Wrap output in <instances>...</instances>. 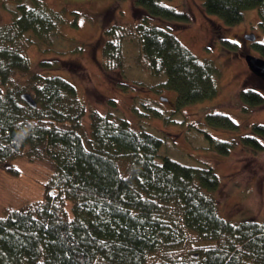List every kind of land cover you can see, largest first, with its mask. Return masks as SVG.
<instances>
[{"label":"trees","instance_id":"trees-1","mask_svg":"<svg viewBox=\"0 0 264 264\" xmlns=\"http://www.w3.org/2000/svg\"><path fill=\"white\" fill-rule=\"evenodd\" d=\"M164 1L132 0L135 22L104 31L102 56L121 66L122 38L134 37L138 64L163 78L158 91H175L178 107L214 98L218 68L180 43L174 28L190 23V16ZM28 2L20 1L11 21L0 25V168L16 176L13 161L46 159L53 174L40 200L0 217V264H264V221L231 222L219 215L213 168L161 156V138L133 126L136 120L124 117L113 99L105 112L88 115L89 130L83 132L86 107L76 87L59 74L62 57L33 66L24 54L31 44L45 45L40 52L47 53L53 38L68 41L60 31L65 10ZM201 2L226 26L241 24L243 12L256 9L263 40L242 39L264 60V0ZM115 30L121 31L117 39ZM70 52L79 54L81 48ZM22 93L31 95L35 108L24 103ZM238 98L245 111L264 105V95L247 86ZM165 103L170 102L165 98ZM129 107L140 117L173 121L151 105ZM219 113H207V124L238 127ZM239 140L261 152L264 125L253 124ZM232 143L216 141L214 149L227 154Z\"/></svg>","mask_w":264,"mask_h":264},{"label":"rangeland","instance_id":"rangeland-1","mask_svg":"<svg viewBox=\"0 0 264 264\" xmlns=\"http://www.w3.org/2000/svg\"><path fill=\"white\" fill-rule=\"evenodd\" d=\"M20 1L0 0V25L11 21ZM23 1L29 4L30 0ZM38 1L53 11L61 13L65 10V25L60 26V31L69 39L53 38L52 52L47 53L40 52L45 45L34 42L36 45L31 44L24 54L33 66L43 58L50 59L57 54L62 57L64 70L59 74L76 87L86 107V116L81 120L85 134L89 130L88 115L92 111L105 112L107 102L113 99L124 117L136 120L133 126L161 138V156L186 166L213 168L219 185L212 196L222 218L231 222L249 218L264 221V149L252 152L244 148L239 140L253 124L264 125V105L245 111V105L238 98L243 86L258 89L264 95V82L251 75L244 60L246 54L256 55L254 44L248 45L242 39L245 34L252 33L257 40H263L256 9L245 10L241 24L226 26L218 17L205 12L201 0L164 1V5L176 6L177 10L183 9L190 16V23L174 28V35L180 43L197 58L209 60L218 68L214 98L178 107L173 103L175 91H158L160 86L157 84L163 78L151 76L144 62L138 64V47L134 37L122 38L121 66L108 64L102 56V46L107 40L104 31L113 27L122 30L121 26L129 27L135 22L132 0ZM73 21L76 26L72 25ZM115 31L113 39H117L121 32ZM78 46L81 48L79 54L70 52V48L73 50ZM162 97L170 103H165ZM132 103L137 108H141V104L151 105L166 119L170 116L169 120L176 123L140 117L131 111L129 105ZM207 113L227 114L238 127H213L205 121ZM223 140L234 143L228 154L214 149V143ZM12 166L18 171L16 176L0 168V217L7 211L40 200L42 186L53 174L52 164L46 159L29 162L19 158L12 162ZM69 207L68 204L67 209Z\"/></svg>","mask_w":264,"mask_h":264},{"label":"water","instance_id":"water-1","mask_svg":"<svg viewBox=\"0 0 264 264\" xmlns=\"http://www.w3.org/2000/svg\"><path fill=\"white\" fill-rule=\"evenodd\" d=\"M248 40L254 41L255 37L253 34L247 35L246 36ZM244 60L246 62V65L249 69V71L260 77L262 80H264V60L247 54L244 56ZM21 99L24 101V103L28 106H30L31 108H35L36 107V103L35 101L32 99L31 95L29 93H22L21 94Z\"/></svg>","mask_w":264,"mask_h":264},{"label":"flooded vegetation","instance_id":"flooded-vegetation-1","mask_svg":"<svg viewBox=\"0 0 264 264\" xmlns=\"http://www.w3.org/2000/svg\"><path fill=\"white\" fill-rule=\"evenodd\" d=\"M247 42L249 43V41H247ZM251 75H252V74H251ZM252 76L255 77V78H257V79L260 80V81H263V80H261L260 78L254 76V75H252Z\"/></svg>","mask_w":264,"mask_h":264},{"label":"clouds","instance_id":"clouds-1","mask_svg":"<svg viewBox=\"0 0 264 264\" xmlns=\"http://www.w3.org/2000/svg\"><path fill=\"white\" fill-rule=\"evenodd\" d=\"M228 154V153H227Z\"/></svg>","mask_w":264,"mask_h":264}]
</instances>
